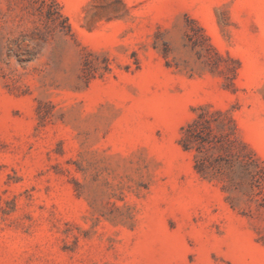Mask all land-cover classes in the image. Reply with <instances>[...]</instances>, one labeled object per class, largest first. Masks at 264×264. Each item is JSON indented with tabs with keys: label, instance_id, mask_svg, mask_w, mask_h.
Masks as SVG:
<instances>
[{
	"label": "rangeland",
	"instance_id": "374dc122",
	"mask_svg": "<svg viewBox=\"0 0 264 264\" xmlns=\"http://www.w3.org/2000/svg\"><path fill=\"white\" fill-rule=\"evenodd\" d=\"M0 264H264V0H0Z\"/></svg>",
	"mask_w": 264,
	"mask_h": 264
}]
</instances>
